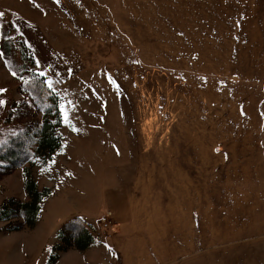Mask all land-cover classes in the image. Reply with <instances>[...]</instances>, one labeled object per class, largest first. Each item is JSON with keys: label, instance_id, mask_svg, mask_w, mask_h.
Instances as JSON below:
<instances>
[{"label": "rangeland", "instance_id": "rangeland-1", "mask_svg": "<svg viewBox=\"0 0 264 264\" xmlns=\"http://www.w3.org/2000/svg\"><path fill=\"white\" fill-rule=\"evenodd\" d=\"M0 13V132L40 125L20 87L32 73L44 72L61 100L79 97L71 112L78 130H57L61 152L46 164L29 154L23 164L51 195L33 228L4 233L23 220L0 223V264H29L34 245V263L43 264L52 235L38 238L50 234L44 217L60 195L70 208L97 211L66 227L70 235L87 228L91 246L110 247L115 219L133 216L171 236L170 215L191 205L230 227L231 252L260 244L264 0H0ZM10 199L28 201L22 171L0 163V206Z\"/></svg>", "mask_w": 264, "mask_h": 264}, {"label": "crops", "instance_id": "crops-1", "mask_svg": "<svg viewBox=\"0 0 264 264\" xmlns=\"http://www.w3.org/2000/svg\"><path fill=\"white\" fill-rule=\"evenodd\" d=\"M67 202L66 197L60 195L50 203V209L44 217L49 224L47 228L50 234L39 236L38 239L46 241L52 236L51 243L42 248L51 249L48 257L43 259V264L48 263L55 247L56 242L52 240L55 241L59 230L71 217H79L90 223L97 213L96 210L89 211L87 205L83 204L70 208ZM192 206L191 211L179 210L170 215L172 224L168 231L171 236H166L167 229L164 230L165 234L157 233L151 219L143 221L146 223L134 216L129 220L115 219L117 228L114 241L109 243L110 247L90 246L84 251L71 249L60 253L54 264H264V239L257 240L260 242L258 245H243L231 252V235L225 231L230 227L225 226L224 220L216 221L207 211L201 215L195 214ZM99 208L100 215L103 208L101 205ZM108 208H104L107 214L113 212ZM41 217L43 215L40 213L38 220ZM113 217L116 218L114 214ZM38 247L34 245L27 249L29 264H35L32 256ZM258 251L262 252L260 258L256 257Z\"/></svg>", "mask_w": 264, "mask_h": 264}, {"label": "trees", "instance_id": "trees-1", "mask_svg": "<svg viewBox=\"0 0 264 264\" xmlns=\"http://www.w3.org/2000/svg\"><path fill=\"white\" fill-rule=\"evenodd\" d=\"M19 59L23 62L25 55L18 51ZM23 67L19 68L20 73H24ZM29 83L20 85L25 90L31 104L38 108L41 113L40 125H34L27 131L0 132V146L3 149L0 156V163H6L13 169H21L24 190L28 196V201L10 199L0 206V223L8 224L15 219H22V226H11L3 229L4 233L19 232L23 227L33 228L41 213L42 201L51 195L49 188L38 189L32 180L29 169L23 164L30 163V155L43 164L50 162L53 155L62 150V140L58 135V128L62 125L61 117L58 115V102L61 100L56 92L49 89L44 83L46 78L37 73H32ZM24 79V77L17 78ZM29 89V90H28ZM23 93V92H22ZM23 94V95H24ZM6 149V150H5ZM4 153V154H3ZM17 221V220H16ZM69 222V221H68ZM66 222L58 232L59 244H56L47 264L56 263L58 256L62 252L74 249L84 251L93 244V238L87 228L82 227L76 233L67 234ZM71 229V227L69 228ZM68 229V230H69Z\"/></svg>", "mask_w": 264, "mask_h": 264}, {"label": "snow or ice", "instance_id": "snow-or-ice-1", "mask_svg": "<svg viewBox=\"0 0 264 264\" xmlns=\"http://www.w3.org/2000/svg\"><path fill=\"white\" fill-rule=\"evenodd\" d=\"M57 2H59V0H57ZM37 7H39V5H37ZM0 15H3L2 13H0ZM13 76L16 75L15 72L12 73ZM38 75L40 76H44L45 73L44 72H39ZM110 82L116 86V88H119V85L116 83V81L114 79H112L111 77H109ZM27 83V81H26ZM44 83L47 85V87L51 90H53V92L55 91L53 82L51 81V79H47L44 81ZM6 89L0 88V93L5 92ZM6 101L4 99H0V107H3L5 105ZM58 115L61 117V122L67 127L70 128L72 131H77L78 129L75 127V125L72 123V119H71V112H73L76 108L75 103L72 100H60L58 102ZM217 151H219V149H217ZM69 175H71V173H69Z\"/></svg>", "mask_w": 264, "mask_h": 264}, {"label": "built area", "instance_id": "built-area-1", "mask_svg": "<svg viewBox=\"0 0 264 264\" xmlns=\"http://www.w3.org/2000/svg\"><path fill=\"white\" fill-rule=\"evenodd\" d=\"M110 223H109V220L107 221V223H106V219L105 218H102L101 220H100V226H101V229L103 230V231H105L106 233H109V234H111L110 233V230H108V225H109Z\"/></svg>", "mask_w": 264, "mask_h": 264}, {"label": "bare ground", "instance_id": "bare-ground-1", "mask_svg": "<svg viewBox=\"0 0 264 264\" xmlns=\"http://www.w3.org/2000/svg\"><path fill=\"white\" fill-rule=\"evenodd\" d=\"M78 99H79V97H77V95H75V96H74V100H73V102L75 103V105H76ZM101 181L103 182V180H101ZM103 183H104V182H103ZM104 184H105V183H104ZM104 184L102 185L101 192H104ZM108 194H109V193H106V194L104 193V194H103V197H104V196L106 197Z\"/></svg>", "mask_w": 264, "mask_h": 264}]
</instances>
